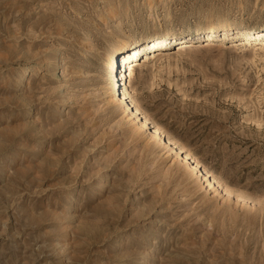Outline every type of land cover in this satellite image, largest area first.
Segmentation results:
<instances>
[{
	"label": "rangeland",
	"instance_id": "1",
	"mask_svg": "<svg viewBox=\"0 0 264 264\" xmlns=\"http://www.w3.org/2000/svg\"><path fill=\"white\" fill-rule=\"evenodd\" d=\"M149 3L0 0V264H123L126 250L114 246L123 233L134 257L151 250L152 264H264V38L241 46L213 32L175 39L162 58L141 55L132 82L152 120L241 195L232 209L195 182L163 176L157 155L166 150L148 154L144 136L116 124L123 114L103 105L106 80L94 75L118 35L184 36L220 21L259 28L264 0H161L160 22ZM185 41L194 46L179 50ZM57 56L55 77L40 63ZM28 66L33 76L17 85ZM102 167L113 185L93 195Z\"/></svg>",
	"mask_w": 264,
	"mask_h": 264
},
{
	"label": "bare ground",
	"instance_id": "2",
	"mask_svg": "<svg viewBox=\"0 0 264 264\" xmlns=\"http://www.w3.org/2000/svg\"><path fill=\"white\" fill-rule=\"evenodd\" d=\"M159 2H161V0H150L149 5H150V9L152 10V12L154 11L156 4H158ZM160 16L161 14L154 11L152 13V20H154L155 22L156 21L160 22ZM115 22L119 30L123 29L122 20H120V18H117ZM208 25H209L208 26L209 30L207 32L201 31L200 33L188 34L184 36H182L181 33L179 32H173L172 29L163 31L162 35L156 34V35H151V36H142L141 38H137L134 34L126 32L116 37V39L114 40L115 42L113 43L114 49L112 53L107 52L101 56H100L99 50L97 48L96 49L94 48L96 44L94 47L93 46L90 47L86 45L85 43H83L86 45V46L85 45L83 46H85L87 49L89 48L88 50H91L92 52L100 56V59L102 62L100 65L101 67H100V70L96 72L97 74H94V75L103 77L106 80V83L102 85L101 87L103 90L102 91L99 90L101 91L99 94L100 96H102V102L104 103L103 105L109 108L116 109L119 112L121 111V113L123 114L122 115L123 117L121 118V120L118 122L116 121V124H118L119 126L120 124H123L124 126L126 125L127 130H129V133H131V136L135 138H138V137L140 138V136H144L143 141L145 142V144L143 145L144 146L143 148L148 154L154 153L155 151H158V150L160 151L166 150L164 154L157 155L159 159L166 160V163H165L166 168L164 169L165 171L163 173V176L169 179L174 178V177L179 178V179L181 178L182 180L189 181L190 183L195 182L194 183L195 187L204 189L208 197L216 199L220 205L222 206L225 205V207L229 209L231 208V205L233 206V204L234 205L241 204V201H242L241 195L236 193L226 183L222 182L212 171H210L207 168V166L202 164V162L192 153V151H190L185 146L180 144L178 140L169 136L166 133V131L161 126H159L157 123H155L152 120V118L142 109L140 104L136 103V101L133 100L132 98L133 91L131 88H132L133 78L135 75L136 68L141 65V61L143 60L144 56H142L141 59H138V58L143 54L145 56H148L147 52L149 51L153 52L154 54L153 57L163 56L164 54H166V52H164L163 49L167 47L168 45H170L172 43L171 42L172 40L180 39V38L186 39L188 37L195 40V36H200V35L205 36L206 34L213 32L214 34L219 33V37H221V40H227L230 38L237 39V41L231 42L230 44L232 45L234 44L233 46H236V45L241 46L244 44L250 45L252 40H258V39L264 38V26L259 27V28L258 27L257 28H243V27L235 26L236 24L227 25L225 22H221V21L220 23L218 22V24H215L214 22H210ZM89 45H92V43H89ZM178 46H179L178 47L179 50L183 51V49L190 48L194 45L192 44L191 41H185ZM60 56H57V58L52 62H49V61L46 62L45 60L44 61L42 60L40 63L41 66L44 67L42 70H44L45 72H48L50 70L49 67H51L52 65V68L54 67L55 77H58L59 73L61 71L63 72V70H61L63 66H62V60ZM35 69L36 68H32L30 66L25 68L22 71L19 79H17V85L20 86L24 83H27V81L33 76V72L35 71ZM90 71L91 70L85 69V70L80 71L79 74L81 75V77L83 76L89 77L91 75ZM119 78L121 81L124 82V86H125L124 88L122 87V84H120L118 80ZM55 104L56 105L63 104L62 99H59L58 101H56ZM68 105L71 106L72 104L69 102ZM32 113H33V116L35 115V113L31 111L30 113H28L29 115H27V117L29 118V116H32ZM60 114L61 112L58 113V115ZM59 123L61 124L62 121ZM121 132L115 135L116 139L118 138L120 139L121 135L123 134V131ZM171 159L172 161L171 163H169ZM146 169L148 170V168ZM149 169L153 170V166L150 165ZM93 178L94 177H92V179ZM84 184L85 183H82V185ZM112 185H113L112 176L110 174V171H108V169L105 167V169L103 168L102 170H100L99 175L89 185L88 190L93 195L95 194V195L104 196L107 192H109ZM78 200L79 199L76 197L72 198L71 206H69V211L73 212L72 214L73 216H76L77 215L76 213L79 212L80 210L78 208V203H77ZM105 200L107 201V198H105ZM107 206L105 205V207ZM233 211L235 210L233 209ZM99 212H102L103 214V211H99ZM103 216L102 217L105 218V215ZM78 222L81 223V220H79ZM94 223H92V225ZM98 225L99 223L97 224V226ZM83 229H86V228H83ZM86 230H88V228ZM123 234L124 235L119 236V238L115 239L114 241L115 247H122L123 249L126 250V253H124L123 255V259H124L123 264H135V263L152 264L150 262L151 250L149 249L146 250L145 253H143V255H141L140 257H134V255L132 254H135V253H133V251H130L129 246H128L131 242L127 240L128 237H126L125 233Z\"/></svg>",
	"mask_w": 264,
	"mask_h": 264
},
{
	"label": "built area",
	"instance_id": "3",
	"mask_svg": "<svg viewBox=\"0 0 264 264\" xmlns=\"http://www.w3.org/2000/svg\"><path fill=\"white\" fill-rule=\"evenodd\" d=\"M118 80H119L120 84H122V87L124 88V87H125V86H124V82L121 81L120 78H119ZM115 89H116V88H115Z\"/></svg>",
	"mask_w": 264,
	"mask_h": 264
}]
</instances>
